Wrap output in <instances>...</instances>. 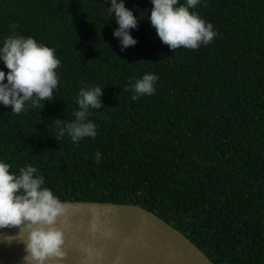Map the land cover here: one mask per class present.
I'll return each instance as SVG.
<instances>
[{
  "label": "trees",
  "instance_id": "trees-1",
  "mask_svg": "<svg viewBox=\"0 0 264 264\" xmlns=\"http://www.w3.org/2000/svg\"><path fill=\"white\" fill-rule=\"evenodd\" d=\"M109 6L0 0V39L14 23L61 61L51 101L20 114L0 105V159L12 171L35 165L61 200L155 211L216 264H264V0H200L217 35L196 49L161 43L150 0H125L142 19L121 51ZM145 72L156 91L132 100L125 87ZM86 85L103 88L104 107L88 117L97 135L56 138L52 120L74 119Z\"/></svg>",
  "mask_w": 264,
  "mask_h": 264
},
{
  "label": "clouds",
  "instance_id": "clouds-1",
  "mask_svg": "<svg viewBox=\"0 0 264 264\" xmlns=\"http://www.w3.org/2000/svg\"><path fill=\"white\" fill-rule=\"evenodd\" d=\"M106 8L114 15L117 27L113 37L118 38L121 51L137 43L132 30L138 26L140 14L125 6V0H107ZM152 5L147 20L161 43L170 49L184 47L196 49L207 45L217 35L212 23L197 11L200 0H150ZM10 33L0 39V105L10 106L11 112L20 114L29 108L42 107L41 102L51 101L57 88L61 64L56 50L33 36L18 34L14 23L9 24ZM7 69L8 71H5ZM157 74L145 72L125 87L132 90V100L152 95L156 91ZM103 88L99 85L81 87L76 96L78 110L71 121L53 119L57 128L56 138L67 134L73 143L85 137L97 135V124L89 119L90 109H102L100 97ZM101 159L99 151L95 154ZM0 159V229L16 228L14 235L0 233L7 243L14 240L23 244L24 264H45L56 258V264L66 252L64 231L57 227V220L66 213V206L52 188L45 186L44 175L33 164H25L18 171ZM146 208V207H145Z\"/></svg>",
  "mask_w": 264,
  "mask_h": 264
},
{
  "label": "water",
  "instance_id": "water-1",
  "mask_svg": "<svg viewBox=\"0 0 264 264\" xmlns=\"http://www.w3.org/2000/svg\"><path fill=\"white\" fill-rule=\"evenodd\" d=\"M66 213L61 264H216L181 230L135 203L62 200ZM16 228L0 229L14 235ZM23 244L0 239V264H24ZM45 264H56L49 258Z\"/></svg>",
  "mask_w": 264,
  "mask_h": 264
}]
</instances>
